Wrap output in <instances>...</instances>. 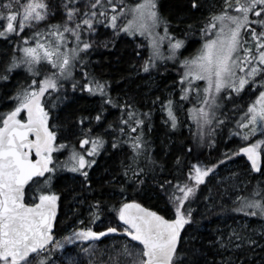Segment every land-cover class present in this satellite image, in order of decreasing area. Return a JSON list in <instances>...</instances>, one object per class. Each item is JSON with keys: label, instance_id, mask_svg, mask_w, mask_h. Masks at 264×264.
I'll return each mask as SVG.
<instances>
[{"label": "snow or ice", "instance_id": "6c2138e0", "mask_svg": "<svg viewBox=\"0 0 264 264\" xmlns=\"http://www.w3.org/2000/svg\"><path fill=\"white\" fill-rule=\"evenodd\" d=\"M192 7H198L196 0H193ZM63 8L64 18L61 23L47 24L44 31L34 32L31 37L35 41L34 45L21 48L23 57H13L0 70V80L9 79V74L20 66H25L33 77L31 84L18 89L11 98L16 101L15 107L0 114V264H53V248L64 249L65 244L75 245L76 242H81V245L88 243L86 247L81 246L78 253L69 254L66 264H82L81 254L88 257V264H177L181 231L192 220V210H185L186 202L190 201L199 186L214 172L216 164L205 167L193 165L185 183L177 181L173 184L166 179L160 184L162 190L171 188L169 201L174 208V219H166L135 201L123 202L118 208L113 206L121 225L109 226L104 231L81 227L57 241L52 229L57 215L58 194L41 187L38 189V199H34L31 204L24 202L25 185L30 181L38 183L43 178L44 185L50 188L52 176L46 174L55 173L57 167L79 173L91 187L88 170L96 163L94 157L104 146L103 138L99 135L92 136L91 129H87L79 140L81 150L73 147L63 164L54 165L53 153L67 145L56 143L58 134L53 130L55 126H50V113L46 110L42 97L61 88V80L72 77V70L78 60L83 63L81 54L87 55L88 50L93 47L91 36L97 31L98 25L110 27L117 35L120 32L129 35L137 32L147 34L150 37L151 55L143 65L145 72L155 66L156 59L164 58L161 43L165 38L169 41V59L176 56L177 50L184 43L170 36L168 21L157 11L156 0H140L130 8L123 5L121 0H84L83 8L78 6L77 0H65ZM129 14L132 19L121 26L120 21ZM50 15H54V12L48 0H0V37L6 39L9 34L23 32L25 26H37ZM161 24L164 26L162 37L158 33L154 35V30ZM201 31L210 35L205 38L196 56L181 61L184 71L180 81L182 100L188 99L191 91L196 90L200 106L189 112L203 130L213 122L218 94L222 89H231L239 94L250 80L255 83V77L264 76V0H223V8L210 17ZM66 34L74 38L72 47H68L66 43ZM85 34L88 38H85ZM248 35L251 40L245 39ZM24 42L28 43L27 37ZM104 46L107 47V44ZM44 61L55 71L39 79V65ZM85 77H88V73H85ZM200 80L206 82L202 99H199V86L193 83ZM185 84L187 87H184ZM77 86L73 83V88ZM82 90L105 95V86L94 79L84 84ZM104 103L115 106L111 97ZM120 107L127 112V118L121 116L122 126L118 131L121 136H129L125 142L132 150V163L125 166L124 175L129 179H139L145 171L139 166V158L146 155L147 144L142 131L131 136L126 129L130 133H137L138 128L144 125V119L136 112L128 111L130 105ZM163 109L171 127L175 128L177 116L173 110V101L167 100ZM22 112H26V120L20 118ZM92 119L93 117H81L79 123L84 125L85 121L91 122ZM94 119L101 121V113H97ZM109 127L115 126L109 124ZM239 128L246 130L242 134L245 141L258 131L264 134V91H260L256 101L249 105L244 120L239 122ZM119 139L114 137L113 148L118 147ZM262 144V140L249 142L240 147L239 152L247 156L254 172L264 175L260 162L261 152L258 151ZM86 145L90 147L85 148ZM152 163L155 164L154 161ZM234 204L235 212L264 218V185L258 184L249 195H237ZM100 206L99 200L91 206L96 209L91 213L93 221L99 219ZM245 227L242 226V231L233 229L229 243H232L231 238L234 237L235 240L255 245L256 241L251 236L243 234ZM121 230L131 238L130 241H125L120 248L112 246L107 260L98 259L96 242L107 234H115ZM133 241L138 242V245L133 244ZM221 246L226 247L224 244ZM233 247L240 248L241 244H233ZM121 257L125 259L122 260ZM225 264H231V261H225Z\"/></svg>", "mask_w": 264, "mask_h": 264}, {"label": "trees", "instance_id": "16d2710c", "mask_svg": "<svg viewBox=\"0 0 264 264\" xmlns=\"http://www.w3.org/2000/svg\"><path fill=\"white\" fill-rule=\"evenodd\" d=\"M130 2L131 0H126L123 5L129 6ZM196 2L198 7L193 8V0H156L157 11L168 21L170 36L184 42L178 53L177 60L180 61L193 57L199 51L206 36V32L201 30L211 17L210 12L216 11L217 0ZM55 23L60 21L56 19L53 24ZM160 28L164 31L163 24ZM98 30L103 37L113 31L110 27L105 28L102 25H98ZM26 36L27 33L11 35L6 39L0 37V70L11 62L13 57L20 58L22 39ZM138 55L139 52L131 48L128 39L122 43L116 42L113 46L93 45L87 55L81 54L83 63L79 60L76 62L72 77L61 80V88L42 97L45 108L50 113V126H55L53 130L58 134L56 143L67 145L66 148L53 153L54 165L63 164L73 147L81 150L79 140L87 129H91L92 136H101L104 146L94 157L96 163L89 170L90 188L80 174L57 167L55 173L46 174L52 176L50 188L44 185L43 178H40L38 183L28 185L25 203L31 204L34 199H38V189L41 187L58 194V213L53 232L56 238L66 236L67 231L78 223L94 228L103 220L117 219L113 206L118 208L123 202L135 201L166 219H172L174 208L169 201L171 188L162 190L160 184L166 179L171 180L173 184L177 181L185 183L193 165L205 167L216 164L215 170L220 171L218 177L210 174L195 195L190 197V201L186 202L185 210H192V220L183 229L177 264H225V261H231V264H264V247L259 250L248 248L243 252L238 251L226 259L217 243L225 227L229 224L235 225V219L243 217L242 213L234 211L236 205L231 202V190L243 188L241 195H249L258 184L264 185V175L258 177L251 174L247 163L239 155V148L250 141L230 137L236 136L232 134L236 129V119L255 99L258 87H247L238 96L220 102L218 109H222L208 126L204 141L199 136L200 131L196 124L191 125V130H186V111L180 110V120H177V126L172 128L170 121L166 125L163 124L161 116L155 112V107H152V102H160L165 96V91L167 97L173 87L181 94L180 77L183 72L177 60L159 61L145 72L136 67L134 60H137ZM39 68V79L55 71L45 62H42ZM85 73H88L87 78ZM32 78L25 66H20L9 74V79L0 80V114L15 107L16 101L11 98L18 89L31 84ZM90 79L105 86V95L82 90L83 85ZM73 83L78 86L73 88ZM109 97L115 106L104 103ZM177 97L178 94H175L172 101ZM180 100L188 106L196 105L192 93L188 99ZM125 104L130 105L128 111H134L144 119V125L138 128L137 133H130V130L126 129L131 136L142 131L147 144L146 155L139 158V166L145 170L139 179H129L124 175L125 166L132 163V150L125 142L129 136H121L118 131L122 126L121 116L127 118V112L120 107ZM97 113L102 115L99 122L94 119ZM144 113L149 115L143 116ZM81 117L93 119L81 125ZM109 124L115 127L110 128ZM114 137L120 138L116 148L112 147ZM87 147L90 145L85 146ZM232 156L234 158L228 161ZM227 162L234 168L225 172L223 167ZM228 176L233 177L234 181L230 184L234 186H228ZM98 200L101 201L99 219L93 221L91 213L96 209L91 206ZM251 221L256 219L252 218ZM51 256L53 260L56 258L54 252Z\"/></svg>", "mask_w": 264, "mask_h": 264}, {"label": "rangeland", "instance_id": "374dc122", "mask_svg": "<svg viewBox=\"0 0 264 264\" xmlns=\"http://www.w3.org/2000/svg\"><path fill=\"white\" fill-rule=\"evenodd\" d=\"M126 0H121L122 4L123 2ZM22 2H24V0H22ZM65 0H48V3L50 5V8L52 10V12H54V15H50L49 18L44 21L41 22L39 25L37 26H25L24 31L23 32H19L18 34H9V36L11 35H15V36H19L22 35L24 33H27V38H28V43L25 44V38L22 39V48L23 47H27V46H32L34 45L35 41L33 39H31L32 35L34 32L36 31H44L46 29L45 25H47V23L49 24H53V22H55L56 19H58L60 21V23L62 22L63 18H64V8H63V4H64ZM140 0H131L130 5L128 6L129 8L134 6L136 3H139ZM215 2V1H214ZM78 6H80L81 8H83V3L84 0H77ZM216 4V3H215ZM216 11H211L209 16H212L213 14L219 13V11L223 8V0H217V5H216ZM129 19H132L131 15L129 14L126 18L122 19L120 21L121 26L125 23H127V21ZM113 30V29H112ZM159 34V36H164V31H162V29L159 27H157L154 30V35L155 34ZM214 34V33H213ZM210 34L206 32V37H208ZM8 36V37H9ZM66 36H68V34H66ZM85 38L87 37V34H85ZM205 38L203 40V43L201 45V48L204 44ZM128 39V43L130 44L131 48L134 51H138L139 55L137 60H134L137 69H143V65L145 64V61L148 60L149 56L151 55V47H150V37L145 34V35H141L139 32H137L135 35H129L125 32H120L118 35L114 34V32H108L107 36L103 37L100 35V32L98 30V26H97V31L91 36V40L94 42L93 45H105V43L107 44V46H113L116 44V42H120L122 43L124 40ZM245 39L247 40H251V36L248 35L245 37ZM68 47H72L73 43H74V38L71 36H68V39L66 41ZM254 44V42H253ZM200 48V49H201ZM181 49V48H180ZM179 49V50H180ZM199 49V50H200ZM179 50H177V54L174 58L169 59V41L167 38H165L162 43H161V51L163 53V59H156L155 63L159 62V61H164V60H168L170 62H173L175 60H177L178 58V53ZM199 52V51H198ZM198 52L194 55L196 56L198 54ZM24 55V53L21 51V55L19 56L20 58H22ZM45 63H47V61H44ZM177 64L179 65V68L182 69V72L184 71L183 66L181 64L180 60H177ZM247 71V69L245 70ZM260 78H263V80ZM68 80V79H67ZM255 83H253L252 80L249 81V84L245 86L244 89H246L247 87L249 88H257L258 87V91H257V95L255 97V99L252 101L251 104H253L257 97L259 96L260 91H264V76H260L258 75L257 77L254 78ZM193 83L197 86H199L200 89V97L199 99L203 98V88L206 85L205 81H193ZM185 87H187V85H185ZM177 88L173 87V89H171V91L169 93H167V97H166V91H165V96L164 98H162V100L158 103H154L152 102V107H155V112H157L159 114V116H161L163 124L166 125L167 122H169L168 120V116L166 111H164L163 109V105L165 104V102L169 99L172 100V97L175 96V94H178V97L176 99L173 100V110L177 116V120H180V110H184L187 112L188 115V121L185 125L186 130H191L192 128V124H196L197 122L194 118L191 117L189 110L196 107L198 108L200 105L198 103V98H197V93L196 90L193 89L191 91L192 96L194 97V99L196 100V105L194 106H188L184 104V101H181V94L180 92H177ZM243 91V90H242ZM241 91V92H242ZM241 92L239 94H241ZM231 93V95H230ZM236 92H232L231 89H222L221 92L218 94V101H217V107L215 109V116L213 117V120H215L216 115L218 114V111L221 110V106H219L218 109V105L220 102L223 103V101L225 100H229L232 97L238 96L239 95ZM180 98V99H179ZM249 104V105H251ZM248 105V107H249ZM248 107L245 109L244 112L240 113L236 119L235 122V132H233L232 134L236 135V136H230V137H238L239 139L245 141L242 138V134L246 131L245 129H241L239 128V122L244 120V116L248 111ZM22 119H27V114L26 112H22L21 117ZM198 126V125H197ZM208 126H205L204 129L202 130L200 127H198L199 132V136H201V138L205 141V137H206V133L208 132ZM203 132V134H202ZM240 133V134H238ZM257 140H262L264 141V134H262L261 131L256 132L254 135H250L248 140L246 142H251V143H255ZM246 146V145H245ZM258 151L261 152L262 157L264 156V144L261 145V148L258 149ZM234 156L230 157V159H228V161H230L231 159H233ZM245 161V160H244ZM230 163H226V165L223 167V170L225 172H227L228 170L233 169L234 167H232V165H228ZM248 165V164H247ZM262 169H264V163L262 164ZM90 170V169H89ZM88 170V171H89ZM248 171L252 173L250 166L248 165ZM220 171L218 170H214V172L211 174L212 176H217L219 175ZM79 174V173H78ZM258 177H262L263 175H261V173L257 174ZM230 180H228V186H234L231 185L230 182L234 181L233 177H230ZM226 177V178H228ZM225 178V180H226ZM229 186V187H230ZM244 187V186H243ZM245 188V187H244ZM243 190V188H234L232 189V196H231V202L234 204V200L235 197L237 195H241V191ZM235 205V204H234ZM243 214V213H242ZM243 217H241L240 219H235V225H227L225 227V229L222 231V233L219 235L218 237V241L217 243L219 244V248L222 250V254L226 259H229L230 256H232L233 253H236L238 251L243 252L245 249L248 248H253V250H259L261 248L264 247V218L261 217H249L246 215H242ZM175 218V213L174 216L172 217V219ZM252 218H255L256 221L252 222ZM258 219V220H257ZM122 222L119 221V219H106L101 221L100 223L96 224L93 228V230L95 231H104L107 227L109 226H118L121 225ZM242 226H246L243 229V234L245 236H251V238L253 240L256 241L255 245H249L248 243L242 242V241H238L235 240V238H231L232 239V243H229V239H230V233L233 231V229H235L236 231H242ZM84 227L82 226L80 223H78L75 227L69 229L67 231V235H69L74 229L77 228H81ZM86 228V227H85ZM55 240L59 241L62 240L63 238H56L54 237ZM130 237H127L126 235L123 234L122 230L118 233L115 234H107L105 237L100 238L99 241L96 242V248H97V253L96 256L98 259H103V260H107L108 259V252L112 249V246H115V248H120L125 241H130ZM88 242H84L83 245H81V242H76L75 245H67L65 244L64 249H56L53 248L52 252H54L56 254V258L53 260V264H66V259L67 256L69 254H73V253H78L79 252V248L81 246L86 247ZM133 244H137V242H132ZM224 244L226 245V247H222L221 245ZM233 244H241L240 248H234ZM138 245V244H137ZM80 259L82 260V264H88V257L84 256L83 254L80 255ZM122 260H124V257H121Z\"/></svg>", "mask_w": 264, "mask_h": 264}, {"label": "water", "instance_id": "95a60500", "mask_svg": "<svg viewBox=\"0 0 264 264\" xmlns=\"http://www.w3.org/2000/svg\"><path fill=\"white\" fill-rule=\"evenodd\" d=\"M34 138V137H33ZM239 155L245 160V162L250 166V168H251V162L250 161H248V159H247V156L245 155V154H243V153H240L239 152ZM261 168H262V164H263V157H262V155H261ZM251 171H252V173L253 174H255V175H257V174H259V172H254L252 169H251ZM32 182L30 181L29 182V184L28 185H30ZM28 185H25V190H26V188L28 187ZM24 202H25V198H24ZM142 206V205H141ZM142 207H144V206H142ZM145 208V207H144ZM150 210V209H149ZM151 211H153V210H151ZM58 213V212H57ZM159 214V213H158ZM160 215V214H159ZM56 217H57V215H56ZM55 221H56V218L54 219V221H53V229H52V234H53V232H54V228H55ZM182 232H183V230L181 231V236H182ZM181 236H180V239L178 240V246H179V244H180V241H181ZM137 244H138V242H137Z\"/></svg>", "mask_w": 264, "mask_h": 264}, {"label": "flooded vegetation", "instance_id": "af4514ba", "mask_svg": "<svg viewBox=\"0 0 264 264\" xmlns=\"http://www.w3.org/2000/svg\"><path fill=\"white\" fill-rule=\"evenodd\" d=\"M33 158H35V155H34V153H33Z\"/></svg>", "mask_w": 264, "mask_h": 264}]
</instances>
